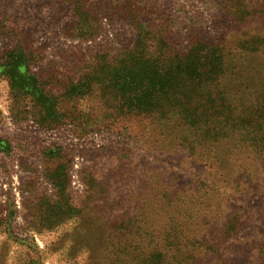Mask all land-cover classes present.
<instances>
[{
  "label": "rangeland",
  "instance_id": "rangeland-1",
  "mask_svg": "<svg viewBox=\"0 0 264 264\" xmlns=\"http://www.w3.org/2000/svg\"><path fill=\"white\" fill-rule=\"evenodd\" d=\"M222 10L220 0H0V66L12 50L24 57L18 73L0 67V264H136L120 224L165 226L188 145L162 122L117 112L100 86L82 98L69 87L99 49L123 59L137 29L168 31L175 50L191 33L232 48L248 31ZM250 60L264 87V53ZM244 156L229 158L201 218L216 243L231 228L200 264H264V161Z\"/></svg>",
  "mask_w": 264,
  "mask_h": 264
},
{
  "label": "trees",
  "instance_id": "trees-1",
  "mask_svg": "<svg viewBox=\"0 0 264 264\" xmlns=\"http://www.w3.org/2000/svg\"><path fill=\"white\" fill-rule=\"evenodd\" d=\"M220 3L224 14L248 31L232 48L224 39L206 41L191 33L186 45L175 50L168 31L137 29L123 59L112 56L117 50L111 46L99 49L92 67L69 87L71 98H82L93 93V85L100 86L99 91L117 101V112L162 122L169 135L178 133L188 145L185 188L166 187L165 226L152 229L135 215L133 226L120 224L121 235H133V249L140 248L133 253L136 264L208 263L231 228L226 223L222 242L216 243L213 226L206 227L210 223L201 219L211 213L209 200L218 182H225L219 179L229 158L264 161V87L254 81L258 71L250 64L254 55L264 53V2ZM7 55L3 72L18 73L24 57L13 50ZM41 91L37 100L47 103ZM234 184L240 186L237 180Z\"/></svg>",
  "mask_w": 264,
  "mask_h": 264
}]
</instances>
